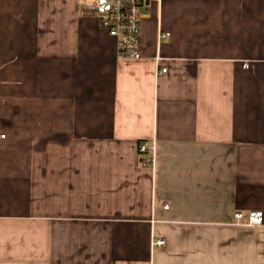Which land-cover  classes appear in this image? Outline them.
<instances>
[{"label":"crops","instance_id":"obj_1","mask_svg":"<svg viewBox=\"0 0 264 264\" xmlns=\"http://www.w3.org/2000/svg\"><path fill=\"white\" fill-rule=\"evenodd\" d=\"M89 2L0 0V264H264V0Z\"/></svg>","mask_w":264,"mask_h":264},{"label":"built area","instance_id":"obj_2","mask_svg":"<svg viewBox=\"0 0 264 264\" xmlns=\"http://www.w3.org/2000/svg\"><path fill=\"white\" fill-rule=\"evenodd\" d=\"M160 0H90L86 10L97 20L100 30L112 37L116 43V53L119 59L136 60L141 58L139 49V32H140V12L149 8L150 2H159ZM158 38L168 36V33L157 34ZM156 55L154 60L159 61ZM157 65V64H156ZM246 65V64H245ZM166 68L156 67V72H165ZM0 134V137H3ZM153 142H140L138 150L140 152L151 151L154 146ZM153 158L147 160L151 163ZM166 206V205H165ZM237 224L258 225L262 223L263 214L260 210H253L243 213L235 211L233 214ZM165 244L163 238H154L151 240V246L159 247Z\"/></svg>","mask_w":264,"mask_h":264},{"label":"rangeland","instance_id":"obj_3","mask_svg":"<svg viewBox=\"0 0 264 264\" xmlns=\"http://www.w3.org/2000/svg\"><path fill=\"white\" fill-rule=\"evenodd\" d=\"M86 1V3L88 2V0H85ZM86 5V4H85ZM154 11V10H156V4H154L153 2H150L149 3V11ZM143 11H145V10H143ZM143 11L141 12V14L143 13ZM145 12H147V11H145Z\"/></svg>","mask_w":264,"mask_h":264}]
</instances>
